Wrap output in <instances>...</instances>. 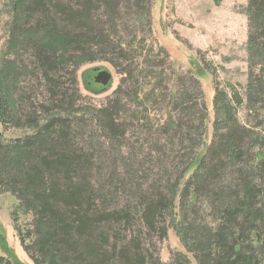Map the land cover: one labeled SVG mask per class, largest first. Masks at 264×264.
<instances>
[{
    "label": "trees",
    "instance_id": "16d2710c",
    "mask_svg": "<svg viewBox=\"0 0 264 264\" xmlns=\"http://www.w3.org/2000/svg\"><path fill=\"white\" fill-rule=\"evenodd\" d=\"M153 4L10 0L17 58H0V187L32 217L28 230L16 228L34 264H164L156 243L170 227L197 264H264V137L237 116L244 104L256 116L264 105V0H247L245 95L217 88L209 146L191 128L189 106L199 104L185 88L173 101L164 92V124L146 114L163 78L152 65L138 70L142 52L123 33L148 23ZM100 55L133 88L84 108L77 71ZM151 79L157 86L139 95L135 82ZM22 123L30 136L5 138ZM2 239L0 264H19ZM169 264L190 262L177 253Z\"/></svg>",
    "mask_w": 264,
    "mask_h": 264
},
{
    "label": "rangeland",
    "instance_id": "374dc122",
    "mask_svg": "<svg viewBox=\"0 0 264 264\" xmlns=\"http://www.w3.org/2000/svg\"><path fill=\"white\" fill-rule=\"evenodd\" d=\"M246 6L247 0H154L148 23L131 26L128 31H124V44L139 47L142 52V55L136 57L138 70H145V67L152 65L156 71L151 73L162 75L163 83L159 86L152 79L135 82L140 90L139 95L147 92L149 88L152 91L155 85L158 87V93L155 92L154 98L146 102L145 108L148 111L146 114H149L155 124L166 122L168 112L171 113L169 101H173L175 94L185 88L199 104L189 106L196 115V122L191 124V128H198L196 140L202 145L211 144L215 121L213 101L217 88L220 91L235 90L241 94V98L245 95L249 74ZM9 7L10 0H0V58L4 56L9 61H15V53H9L8 49L12 23ZM139 44H142L141 47ZM149 54L158 57L156 63L149 64L144 61ZM129 58L132 59L133 56ZM107 60L108 57L100 55L94 62L83 64L77 71V90L83 98L80 101L82 107L99 108L110 99H116L119 87L123 88L122 94L133 88L129 77ZM93 68H106L111 72V90L94 94L85 88L83 73ZM189 68L194 69L199 81L188 73ZM164 92L169 101L165 100L162 107L160 102L164 101ZM41 93L37 92L40 96ZM202 106L207 110L205 119ZM130 110L132 112L134 107H130ZM257 113L260 115H251L244 104L237 111V116L242 126L264 137V105L257 107ZM19 125L20 128L8 129L5 138L16 140L30 136L31 130L25 128L24 123ZM31 219V215L24 214L17 198L0 187V234L6 248L19 264H34L22 247L16 228L20 227L22 232L28 230ZM156 245L164 264H169L177 253L185 255L190 264H197L194 257L186 251L173 227L169 228L167 239L163 242L157 241ZM0 254L3 255L1 246Z\"/></svg>",
    "mask_w": 264,
    "mask_h": 264
},
{
    "label": "water",
    "instance_id": "95a60500",
    "mask_svg": "<svg viewBox=\"0 0 264 264\" xmlns=\"http://www.w3.org/2000/svg\"><path fill=\"white\" fill-rule=\"evenodd\" d=\"M87 73H88V80L89 81H90L89 75L91 73H98L97 76L95 77V81H96V83L103 86L102 90L97 91V92H94V91H91V92H93L95 94H100V93L103 94V93H106L109 90H111L112 85H113V77H112L111 72L108 69H106V68H93V69L85 72L83 75H86ZM85 84H86V82H85Z\"/></svg>",
    "mask_w": 264,
    "mask_h": 264
},
{
    "label": "flooded vegetation",
    "instance_id": "af4514ba",
    "mask_svg": "<svg viewBox=\"0 0 264 264\" xmlns=\"http://www.w3.org/2000/svg\"><path fill=\"white\" fill-rule=\"evenodd\" d=\"M97 74L98 73H91L90 75H89V79H90V81H89V86H91L92 87V89L94 90V91H100V90H102L103 89V86L102 85H100V84H98V83H96V81H95V77L97 76Z\"/></svg>",
    "mask_w": 264,
    "mask_h": 264
}]
</instances>
